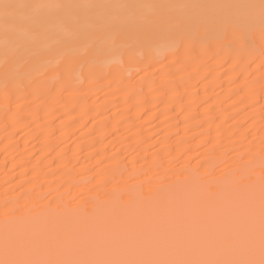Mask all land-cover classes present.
<instances>
[{"label": "bare ground", "instance_id": "bare-ground-1", "mask_svg": "<svg viewBox=\"0 0 264 264\" xmlns=\"http://www.w3.org/2000/svg\"><path fill=\"white\" fill-rule=\"evenodd\" d=\"M8 2L144 7L112 9L118 19L102 27L49 9L47 23L7 42L0 26V259L6 202L19 209L12 232L110 253L159 241L179 218L213 217L242 194L240 176L251 175L258 200L259 19L204 33L187 22L203 10L183 7L251 0ZM6 74L18 86L6 90Z\"/></svg>", "mask_w": 264, "mask_h": 264}, {"label": "snow or ice", "instance_id": "snow-or-ice-1", "mask_svg": "<svg viewBox=\"0 0 264 264\" xmlns=\"http://www.w3.org/2000/svg\"><path fill=\"white\" fill-rule=\"evenodd\" d=\"M128 7L144 6L43 4L0 0V26L3 27L7 42L26 23L33 27L47 23L49 9L55 10L58 19L70 22L73 26H78L81 19H85L93 26L102 27L118 19L109 15L112 9ZM183 7L203 10V14L187 20L199 32L207 33L213 24L220 26L225 32L239 25L252 28L257 18L261 31L264 32V0H251L243 4H194ZM241 11L243 14H240ZM261 57H264V49ZM260 67L264 69V60ZM15 86H18L16 79L6 74L5 89ZM199 167L204 168L205 163L202 162ZM237 184L242 191L240 197L213 217L191 221L179 218L175 224L162 229L164 236L159 241L137 239L130 248L114 243L107 246L115 249L110 253H92L84 247L54 245L34 240L24 233L12 232L7 221L19 209L8 210L6 202L4 258L0 259V264H264V158L261 162L258 200L251 175L240 176ZM20 188L23 189V185Z\"/></svg>", "mask_w": 264, "mask_h": 264}]
</instances>
